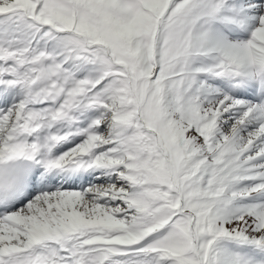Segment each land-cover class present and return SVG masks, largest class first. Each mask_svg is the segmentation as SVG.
<instances>
[{"label":"snow or ice","instance_id":"snow-or-ice-1","mask_svg":"<svg viewBox=\"0 0 264 264\" xmlns=\"http://www.w3.org/2000/svg\"><path fill=\"white\" fill-rule=\"evenodd\" d=\"M0 264H264V0H0Z\"/></svg>","mask_w":264,"mask_h":264}]
</instances>
